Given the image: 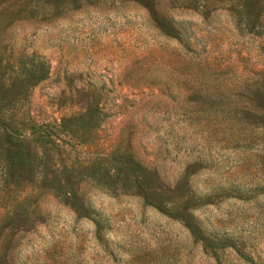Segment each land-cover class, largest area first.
I'll use <instances>...</instances> for the list:
<instances>
[{
    "label": "rangeland",
    "instance_id": "374dc122",
    "mask_svg": "<svg viewBox=\"0 0 264 264\" xmlns=\"http://www.w3.org/2000/svg\"><path fill=\"white\" fill-rule=\"evenodd\" d=\"M0 264H264V0H0Z\"/></svg>",
    "mask_w": 264,
    "mask_h": 264
}]
</instances>
